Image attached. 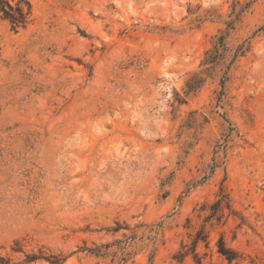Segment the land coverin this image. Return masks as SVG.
Listing matches in <instances>:
<instances>
[{
    "label": "rangeland",
    "instance_id": "1",
    "mask_svg": "<svg viewBox=\"0 0 264 264\" xmlns=\"http://www.w3.org/2000/svg\"><path fill=\"white\" fill-rule=\"evenodd\" d=\"M29 1L0 21L2 262L195 264L198 236L264 264V0Z\"/></svg>",
    "mask_w": 264,
    "mask_h": 264
},
{
    "label": "trees",
    "instance_id": "2",
    "mask_svg": "<svg viewBox=\"0 0 264 264\" xmlns=\"http://www.w3.org/2000/svg\"><path fill=\"white\" fill-rule=\"evenodd\" d=\"M30 13H31V4L29 0H0V21L8 20L12 28L14 29L18 27H24L29 21ZM199 239L200 237L198 236L194 238L193 240L194 248L191 250L192 251L191 253L195 264H204L201 258L197 255V253L194 252L195 245ZM203 240L207 242L206 239ZM217 251L228 260H232L237 257L235 251L231 250L230 248H227L224 245L223 239L221 237L218 240ZM187 253H188L187 250L184 251L179 250L174 257L178 261H181ZM36 258L37 256L27 255L25 261L26 262L32 261ZM2 259L3 258L0 256V264H11L8 261L2 262L4 261Z\"/></svg>",
    "mask_w": 264,
    "mask_h": 264
}]
</instances>
